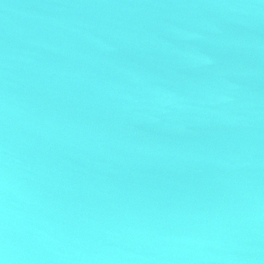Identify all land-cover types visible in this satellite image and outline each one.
Masks as SVG:
<instances>
[{
    "label": "water",
    "instance_id": "95a60500",
    "mask_svg": "<svg viewBox=\"0 0 264 264\" xmlns=\"http://www.w3.org/2000/svg\"><path fill=\"white\" fill-rule=\"evenodd\" d=\"M3 264H264V0H0Z\"/></svg>",
    "mask_w": 264,
    "mask_h": 264
},
{
    "label": "clouds",
    "instance_id": "9594fccd",
    "mask_svg": "<svg viewBox=\"0 0 264 264\" xmlns=\"http://www.w3.org/2000/svg\"><path fill=\"white\" fill-rule=\"evenodd\" d=\"M0 264H3V262H2V261H0Z\"/></svg>",
    "mask_w": 264,
    "mask_h": 264
}]
</instances>
